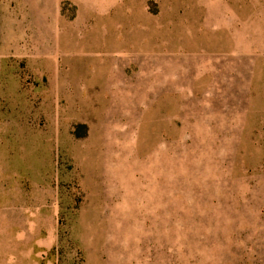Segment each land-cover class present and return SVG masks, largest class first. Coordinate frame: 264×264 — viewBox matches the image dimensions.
Returning <instances> with one entry per match:
<instances>
[{"label":"rangeland","instance_id":"obj_1","mask_svg":"<svg viewBox=\"0 0 264 264\" xmlns=\"http://www.w3.org/2000/svg\"><path fill=\"white\" fill-rule=\"evenodd\" d=\"M0 264H264V0H0Z\"/></svg>","mask_w":264,"mask_h":264}]
</instances>
